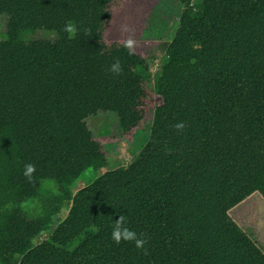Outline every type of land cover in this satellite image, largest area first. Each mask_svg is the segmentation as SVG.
Returning a JSON list of instances; mask_svg holds the SVG:
<instances>
[{
  "label": "trees",
  "instance_id": "trees-1",
  "mask_svg": "<svg viewBox=\"0 0 264 264\" xmlns=\"http://www.w3.org/2000/svg\"><path fill=\"white\" fill-rule=\"evenodd\" d=\"M129 1L0 0V264H264L231 214L264 201V0H176L155 75V56L107 41ZM37 31L57 39L29 40ZM98 112L127 143L151 114L149 136L131 164L75 191L110 165L86 123ZM119 216L142 248L113 242Z\"/></svg>",
  "mask_w": 264,
  "mask_h": 264
},
{
  "label": "rangeland",
  "instance_id": "rangeland-1",
  "mask_svg": "<svg viewBox=\"0 0 264 264\" xmlns=\"http://www.w3.org/2000/svg\"><path fill=\"white\" fill-rule=\"evenodd\" d=\"M182 7L176 0H130L127 2L114 25L109 31L107 41H125L132 45L136 53L147 56H155L150 65L152 75H155L164 64V55L160 53V42L170 41L175 30ZM6 19L0 18L1 32H5ZM55 33L37 31L29 37V40L55 41ZM153 90V87H150ZM155 105L161 101L154 96ZM89 130L103 142L105 150L110 156L108 168L99 171L89 170L79 178L75 184V191L92 184L106 172L118 168H124L131 164L141 152L149 136L151 128V114L141 133H137L132 143H127L121 137L117 116L111 113L98 112L95 116L86 120ZM58 191L53 181H45L42 184L43 198H51ZM35 202H26L22 208L28 216L36 214L38 207ZM233 219L241 229L255 240L264 251V201L259 195L248 198L232 212ZM68 208L54 218V224L46 232H43L33 241L36 246L49 238L51 231L65 220Z\"/></svg>",
  "mask_w": 264,
  "mask_h": 264
},
{
  "label": "clouds",
  "instance_id": "clouds-1",
  "mask_svg": "<svg viewBox=\"0 0 264 264\" xmlns=\"http://www.w3.org/2000/svg\"><path fill=\"white\" fill-rule=\"evenodd\" d=\"M71 31V29H69ZM119 65L118 63L112 66V71H118ZM177 129L183 128V124H177L175 125ZM24 175L28 178H30V174L35 171V167L32 164H26L24 166ZM126 221L123 217H120L115 221L112 232H111V238L113 242L117 245L121 243V241H134L135 246L137 248H142L145 244V240L140 239L137 237V234L134 231L129 230L127 227L124 226Z\"/></svg>",
  "mask_w": 264,
  "mask_h": 264
},
{
  "label": "crops",
  "instance_id": "crops-1",
  "mask_svg": "<svg viewBox=\"0 0 264 264\" xmlns=\"http://www.w3.org/2000/svg\"><path fill=\"white\" fill-rule=\"evenodd\" d=\"M257 243V242H256ZM258 244V243H257ZM258 246H259V244H258ZM260 247V246H259ZM261 248V247H260ZM262 249V248H261Z\"/></svg>",
  "mask_w": 264,
  "mask_h": 264
}]
</instances>
